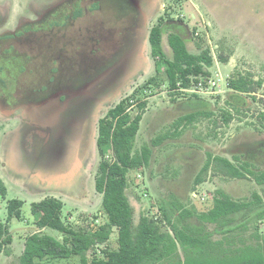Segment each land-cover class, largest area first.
<instances>
[{"label": "rangeland", "instance_id": "obj_1", "mask_svg": "<svg viewBox=\"0 0 264 264\" xmlns=\"http://www.w3.org/2000/svg\"><path fill=\"white\" fill-rule=\"evenodd\" d=\"M33 1L0 0L2 23L0 31L19 27L25 17L35 18L31 6ZM157 6V14L151 23H148L149 30L161 16L165 20L183 21L189 31L188 49L192 53L210 49L214 58L213 66L207 68L210 74L192 76L190 87L179 90L181 93L170 88L164 68L160 71L158 85L149 82L151 77L157 75V71L150 43L149 41L147 43L146 39L140 49L142 51L146 49L144 57L148 58L146 61L147 64L151 63V67L130 81V86L122 91L118 98L100 105L95 142L92 141L86 158L79 167L77 187L66 190L59 185L54 189L33 183L26 185L21 184L22 182L12 183L8 179L10 176L8 166L0 162V179L6 189L5 196L0 192V221L8 224L13 237L10 245L12 254L9 256L2 254L0 264H21L20 258L25 249L26 239L35 232L48 233L63 239L62 233L49 228L40 229L36 224L32 205L47 197H56L63 201L61 217L66 225L78 231H94L108 222L102 205L103 195L96 190V177L103 159L97 146L99 123L111 108L133 92L137 94L135 102L147 100L144 119L135 142L137 149L158 134L167 131L179 115L195 109L189 108L194 103H202L200 107L211 109L214 113L213 116L202 118L195 123V126L187 129L181 137L168 139L155 148L149 166L140 167L129 173L130 186L127 194L135 210L136 223L142 215L159 221L161 219L159 203L161 199L169 198L172 193L187 206H195L198 211H208L218 203L216 191L219 189L226 191L235 199L250 198L253 192L264 195V185H259L253 178L235 179L215 174L213 171H209L205 182L195 184V177L201 171L208 152L232 161L235 155L240 156L242 160L254 159L257 155L255 162L264 168V163H260L264 160V126L261 120V114L264 113V0H160ZM44 36L46 39L43 38L40 43L54 44V38L50 39L48 34ZM167 38L165 34V46H168ZM53 48L54 46L52 50ZM165 51L172 57L170 50ZM220 56L228 61L223 63ZM106 68V73L112 69L110 65H103L98 71L102 73ZM236 73L262 80V86L251 95L242 94L245 103L241 106V112L235 114L229 124H224L221 110L223 107L230 108L226 101L236 93L228 87V80ZM102 75L98 77L103 79L98 89L109 93L115 86V76L104 79L106 74ZM89 79L91 77L82 78L78 84ZM91 84L93 83L89 85ZM0 85L1 88H5L4 91L10 93L18 88L28 91L34 84L24 81L19 86L10 83ZM88 89L92 87L88 86ZM26 97L22 96L21 100L27 99ZM34 105L37 106L35 103L24 105L22 107L24 115L32 111L41 115V111L55 106L50 104L40 109ZM131 108L137 110V102ZM18 124L19 117L16 114L0 113V141ZM105 158L112 161L113 154L109 152ZM12 199L23 201L22 217H14L9 221L8 205ZM258 227L260 232L264 233V220L258 222ZM162 228L165 229L164 226ZM208 228L215 229L212 225H208ZM246 235H250V232ZM117 248L116 228L107 242L92 247L88 252V259H105L106 251ZM41 264H81V257L44 259Z\"/></svg>", "mask_w": 264, "mask_h": 264}, {"label": "trees", "instance_id": "obj_2", "mask_svg": "<svg viewBox=\"0 0 264 264\" xmlns=\"http://www.w3.org/2000/svg\"><path fill=\"white\" fill-rule=\"evenodd\" d=\"M188 32L183 21L159 17L149 35L157 71L149 82L158 85L160 71L164 68L170 88L181 93L179 90L190 87L192 76L210 74L207 68L214 64L210 49L192 53L187 47ZM165 34H168L172 57L164 49ZM220 60L223 63L228 61L222 56ZM261 86L262 80L240 73L228 80V87L236 93L226 101L230 108L223 107L221 110L224 124H229L235 114L241 112L245 103L242 94L251 95ZM136 96L133 92L125 97L99 123L97 146L103 159L96 177V190L103 195L102 205L108 222L94 231H78L63 221L61 199L47 197L33 203L37 226L56 230L62 233L63 239L42 232L29 235L20 258L21 264H41L44 259H67L72 256H80L81 264H264V233L258 227V222L264 220V195L258 192H253L250 198L235 199L219 189L216 191L218 203L208 211L187 206L172 193L159 203V221L142 215L139 222H135V210L127 194L129 173L150 165L154 147L168 139L181 137L202 118L214 114L211 109L200 107L202 103L185 104L195 109L179 116L167 131L137 149L135 142L147 100L136 101L137 110H133L131 107L136 104ZM261 120L264 126V113ZM109 152L113 154L112 161L105 158ZM256 158L242 160L235 155L232 161L208 152L201 171L195 177V184L205 182L209 171H213L235 179L253 178L259 185H264V168L257 165ZM0 192L6 195L1 179ZM22 205L20 199L10 201L9 221L22 217ZM208 225L215 229H209ZM116 228L118 248L106 251L105 259H88L92 247L107 242ZM248 232L250 235H246ZM12 242L8 224L0 221V256L12 254Z\"/></svg>", "mask_w": 264, "mask_h": 264}, {"label": "flooded vegetation", "instance_id": "obj_3", "mask_svg": "<svg viewBox=\"0 0 264 264\" xmlns=\"http://www.w3.org/2000/svg\"><path fill=\"white\" fill-rule=\"evenodd\" d=\"M31 6L35 18L0 31V84H34L10 93L0 85V113L19 117L0 141V162L12 183L74 189L108 93L98 89L102 81L91 92L82 89L106 74L100 66L113 69L140 48L151 30L147 9L158 6L156 0H34ZM46 34L54 44L40 43ZM85 77L91 79L78 84ZM34 103L55 106L24 115L22 107Z\"/></svg>", "mask_w": 264, "mask_h": 264}, {"label": "water", "instance_id": "obj_4", "mask_svg": "<svg viewBox=\"0 0 264 264\" xmlns=\"http://www.w3.org/2000/svg\"><path fill=\"white\" fill-rule=\"evenodd\" d=\"M149 35L150 32L147 35V43L149 41ZM145 50L142 51L140 48L137 49L136 51L132 52L131 55L123 58L115 68L109 70V72L106 73V76L103 77L104 79L111 78L113 75H115V86L111 92L102 97V103L111 101L114 98H118L122 94V91L130 86V81L134 80L141 73L148 71V67L146 65L149 63L147 64L146 61L148 58L144 57ZM102 80L103 79H99L97 82H94L88 86L94 89ZM88 86L82 89V93L92 91V89H88Z\"/></svg>", "mask_w": 264, "mask_h": 264}, {"label": "crops", "instance_id": "obj_5", "mask_svg": "<svg viewBox=\"0 0 264 264\" xmlns=\"http://www.w3.org/2000/svg\"><path fill=\"white\" fill-rule=\"evenodd\" d=\"M159 1H160V0H159ZM159 1L156 0L157 3H158ZM152 8H153V7H152ZM152 8H148V9H147V18L150 19V20H152L153 17L157 14L156 7L153 8V9H152ZM183 23H184V22H183ZM184 24H185V23H184ZM185 25H186V24H185ZM167 37H168V34H167ZM167 45H168V46H165V36H164V49H165V50L167 49L168 51L170 50L171 54L173 55V51H172V49H171V47H170V45H169V40H168V38H167ZM146 66L148 67V70H149V68L151 67V63L148 64V65H146ZM188 112H189V111H187L186 113H188ZM184 114H185V113H184ZM181 115H183V114H181ZM181 115H179V116H181ZM179 116H178V117H179ZM176 118H177V117H176ZM143 119H144V116H143ZM143 119H142V120H143ZM152 139H153V138H152ZM152 139H151L150 141L145 142V143H149V142H151ZM161 145H162V144H161ZM161 145H160V146H161ZM158 147H159V146L154 147V149H155V148H158ZM169 196H170V195H169ZM132 206H133V205H132ZM214 206H215V205H214ZM214 206H213V207H214ZM118 246H119V243H118Z\"/></svg>", "mask_w": 264, "mask_h": 264}]
</instances>
